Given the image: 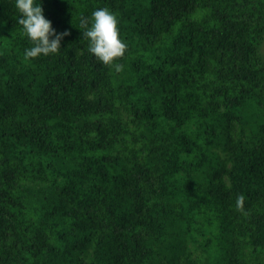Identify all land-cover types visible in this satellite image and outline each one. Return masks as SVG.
Masks as SVG:
<instances>
[{"label":"trees","instance_id":"1","mask_svg":"<svg viewBox=\"0 0 264 264\" xmlns=\"http://www.w3.org/2000/svg\"><path fill=\"white\" fill-rule=\"evenodd\" d=\"M0 0V264H264V0ZM107 8L127 50L88 51ZM90 26V25H89Z\"/></svg>","mask_w":264,"mask_h":264},{"label":"clouds","instance_id":"2","mask_svg":"<svg viewBox=\"0 0 264 264\" xmlns=\"http://www.w3.org/2000/svg\"><path fill=\"white\" fill-rule=\"evenodd\" d=\"M43 0H15L18 24L21 34L32 46L25 49V59H34L58 54L61 40L67 33H57L52 22L44 15ZM117 16L107 8L92 12L90 21L84 22V36L88 41V51L103 65L113 67L117 72L123 65L116 63L125 55L127 44L121 37ZM90 25V26H89Z\"/></svg>","mask_w":264,"mask_h":264}]
</instances>
